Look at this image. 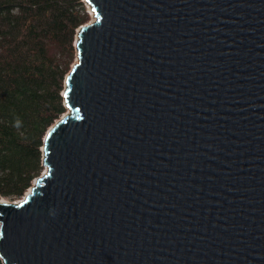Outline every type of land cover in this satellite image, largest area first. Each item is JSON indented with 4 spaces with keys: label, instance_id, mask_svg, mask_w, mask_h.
Returning a JSON list of instances; mask_svg holds the SVG:
<instances>
[{
    "label": "water",
    "instance_id": "obj_1",
    "mask_svg": "<svg viewBox=\"0 0 264 264\" xmlns=\"http://www.w3.org/2000/svg\"><path fill=\"white\" fill-rule=\"evenodd\" d=\"M82 1L2 263L264 264V0Z\"/></svg>",
    "mask_w": 264,
    "mask_h": 264
},
{
    "label": "trees",
    "instance_id": "obj_2",
    "mask_svg": "<svg viewBox=\"0 0 264 264\" xmlns=\"http://www.w3.org/2000/svg\"><path fill=\"white\" fill-rule=\"evenodd\" d=\"M82 0H0V196L19 200L40 176L42 139L65 112V76Z\"/></svg>",
    "mask_w": 264,
    "mask_h": 264
},
{
    "label": "rangeland",
    "instance_id": "obj_3",
    "mask_svg": "<svg viewBox=\"0 0 264 264\" xmlns=\"http://www.w3.org/2000/svg\"><path fill=\"white\" fill-rule=\"evenodd\" d=\"M87 7H88V6H86V8H87ZM87 12H88V8H87ZM89 16H90V20H89L88 22L93 21V20H94L93 16H91V14H89ZM43 171H44V167H43ZM43 171H42V172H43ZM42 172H41V173H42ZM31 185H32V184H31Z\"/></svg>",
    "mask_w": 264,
    "mask_h": 264
},
{
    "label": "built area",
    "instance_id": "obj_4",
    "mask_svg": "<svg viewBox=\"0 0 264 264\" xmlns=\"http://www.w3.org/2000/svg\"><path fill=\"white\" fill-rule=\"evenodd\" d=\"M0 198H2V197L0 196ZM2 200H3V199H2ZM0 264H3L1 258H0Z\"/></svg>",
    "mask_w": 264,
    "mask_h": 264
},
{
    "label": "bare ground",
    "instance_id": "obj_5",
    "mask_svg": "<svg viewBox=\"0 0 264 264\" xmlns=\"http://www.w3.org/2000/svg\"><path fill=\"white\" fill-rule=\"evenodd\" d=\"M3 198H0V202H3V200H2Z\"/></svg>",
    "mask_w": 264,
    "mask_h": 264
},
{
    "label": "clouds",
    "instance_id": "obj_6",
    "mask_svg": "<svg viewBox=\"0 0 264 264\" xmlns=\"http://www.w3.org/2000/svg\"><path fill=\"white\" fill-rule=\"evenodd\" d=\"M3 198V197H2Z\"/></svg>",
    "mask_w": 264,
    "mask_h": 264
}]
</instances>
